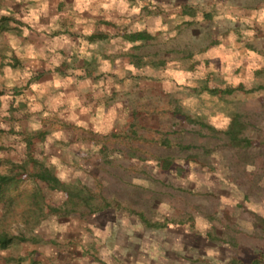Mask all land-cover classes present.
Segmentation results:
<instances>
[{"label":"rangeland","instance_id":"1","mask_svg":"<svg viewBox=\"0 0 264 264\" xmlns=\"http://www.w3.org/2000/svg\"><path fill=\"white\" fill-rule=\"evenodd\" d=\"M238 1L264 10V0ZM211 3L113 0L96 18L64 6L50 20L48 38L69 35L49 72L66 87L89 84L86 107L102 99L120 118L55 163L39 130L0 112V175L15 181L0 202V233L13 240L0 264H264V29L216 35L214 24H188L185 4L194 21ZM134 32L150 39L132 45ZM230 38L233 56L221 51ZM103 51L112 53L101 73ZM186 59L190 82L176 85ZM233 63L232 80L214 82Z\"/></svg>","mask_w":264,"mask_h":264},{"label":"crops","instance_id":"2","mask_svg":"<svg viewBox=\"0 0 264 264\" xmlns=\"http://www.w3.org/2000/svg\"><path fill=\"white\" fill-rule=\"evenodd\" d=\"M190 1L194 0H185V3H190ZM112 3L113 0H0V17L4 16L2 22L0 21L2 41L0 44V91L2 88L17 91V94L13 96L9 92L5 93V90L2 95V91L0 92V112H4L3 115H9L12 110L19 114L22 131L27 130L29 124L32 125V131L39 130L42 142L45 141V144L39 145V149L50 153L55 163L65 160L62 159V155L68 154L71 150L66 151V148L81 147L86 143L83 141L89 138L95 139L97 136L106 135L114 130V124L120 118L121 109L106 110L102 99V106L99 109H96L97 101L86 107L89 105L87 92L89 84L82 86L68 84L69 86L66 87L62 85L65 83L63 80L49 72L50 63L59 61L60 56L55 54L65 47L63 42L66 40V34L69 35V32L55 30L56 34L52 39L48 38L51 32L50 20L55 21L64 11V6L71 7L73 11L83 10L91 18H96V15L91 14L98 11H111ZM199 8L201 12L197 15L200 18L192 21L190 19H193V16L188 12L185 4L183 10L188 19L187 22L189 21L188 24L192 25V22L203 26L214 24L216 27L213 26L212 30H215L216 35L221 30H254L258 22L264 29V10L245 5L238 0H212L211 4L200 5ZM190 30H196V28L190 27ZM130 35L132 43L135 42L132 45H140L150 39L146 33L134 32ZM97 39L106 40L108 38L106 36L89 37L88 41L95 44ZM231 41L232 38L227 40V44L223 42L222 50H220L229 51L228 53L233 56L234 54L230 53L233 50ZM116 43H113V46L118 50ZM237 49L236 46L235 51ZM111 53V51L105 54L104 51L102 52L103 71L101 73L107 72L110 68ZM181 65L179 63L178 68ZM234 66L235 63L226 64L220 70L222 77L218 79L217 76L214 82L221 84L232 80L231 76L227 77L234 74ZM124 67H121V71L115 74L119 80L123 81L126 80V75H130ZM190 73L191 69L186 59L183 69L176 70L173 74L176 85L190 82ZM33 75H36L39 80V83L34 85L29 84ZM99 95L94 94L96 98ZM24 118H28L29 121ZM54 123L58 126H52ZM15 124L16 121L13 120L11 128L17 129ZM52 127H57V134L54 133ZM71 137L78 140L77 146L70 142ZM24 138L27 140L26 144L31 146L32 139L27 136ZM14 143L18 148L20 144H17L15 139ZM64 147L65 149H62ZM11 153V161L19 159L15 151ZM2 163L0 161V165ZM0 176L6 175L1 174Z\"/></svg>","mask_w":264,"mask_h":264},{"label":"trees","instance_id":"3","mask_svg":"<svg viewBox=\"0 0 264 264\" xmlns=\"http://www.w3.org/2000/svg\"><path fill=\"white\" fill-rule=\"evenodd\" d=\"M44 181L53 184V187L58 188L59 184L56 179L45 178ZM15 183L14 178L10 176H0V202L4 201L3 188L7 187L9 183ZM12 238L7 234L0 233V249H6L12 244Z\"/></svg>","mask_w":264,"mask_h":264}]
</instances>
